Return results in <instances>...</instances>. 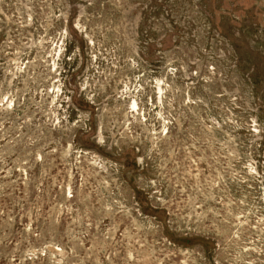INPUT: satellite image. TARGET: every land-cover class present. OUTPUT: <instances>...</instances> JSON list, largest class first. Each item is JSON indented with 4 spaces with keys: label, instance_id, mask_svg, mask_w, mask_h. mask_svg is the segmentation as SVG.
Wrapping results in <instances>:
<instances>
[{
    "label": "rangeland",
    "instance_id": "obj_1",
    "mask_svg": "<svg viewBox=\"0 0 264 264\" xmlns=\"http://www.w3.org/2000/svg\"><path fill=\"white\" fill-rule=\"evenodd\" d=\"M0 264H264V0H0Z\"/></svg>",
    "mask_w": 264,
    "mask_h": 264
}]
</instances>
